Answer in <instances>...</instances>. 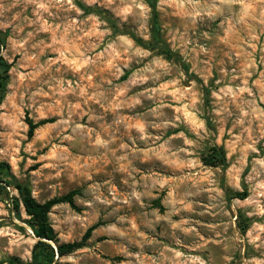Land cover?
Segmentation results:
<instances>
[{
	"label": "rangeland",
	"instance_id": "rangeland-1",
	"mask_svg": "<svg viewBox=\"0 0 264 264\" xmlns=\"http://www.w3.org/2000/svg\"><path fill=\"white\" fill-rule=\"evenodd\" d=\"M148 1L0 0V161L40 202L79 191L50 221L61 242L97 227L64 264H264V0H158L183 61L128 33L151 39ZM213 144L227 168L204 164ZM15 197L0 264L37 241Z\"/></svg>",
	"mask_w": 264,
	"mask_h": 264
},
{
	"label": "trees",
	"instance_id": "trees-1",
	"mask_svg": "<svg viewBox=\"0 0 264 264\" xmlns=\"http://www.w3.org/2000/svg\"><path fill=\"white\" fill-rule=\"evenodd\" d=\"M148 2L152 8L151 39L146 41L133 32L128 33L138 44L152 50H157L169 59L183 61L182 58L171 49L163 37L162 27L159 21V12L157 10L158 0H149ZM4 42L3 32L0 30V106L6 96L9 71L11 67V64L1 54ZM183 67L186 70L189 69L184 62ZM204 90L207 93L208 89L206 87H204ZM53 121V118H47L35 122L28 118L29 136H33L38 127ZM208 124L211 126L210 120H208ZM203 162L205 165L212 167L227 168L229 165L227 152L225 148L219 144H213L207 149L206 155L203 157ZM8 186H14L18 190L19 197L12 199L13 204L19 215L22 210L21 206L23 207L27 215L25 222L32 229L37 238L32 249L30 260L25 261L20 257L14 256L9 259L11 264H64L62 262L63 257L74 253L88 244L97 225L88 228L82 239L79 241L61 242L50 221L49 214L52 208L62 203L74 205L75 196L79 194L78 190H71L64 195L54 196L44 202H40L33 195L31 188L27 184L19 181L17 176L12 172L11 165L6 161H0V190H6ZM235 194L236 197L245 199L249 193L247 190H244L243 192H237ZM243 231H246V227L243 228ZM51 241L54 242L57 247H55Z\"/></svg>",
	"mask_w": 264,
	"mask_h": 264
},
{
	"label": "bare ground",
	"instance_id": "bare-ground-1",
	"mask_svg": "<svg viewBox=\"0 0 264 264\" xmlns=\"http://www.w3.org/2000/svg\"><path fill=\"white\" fill-rule=\"evenodd\" d=\"M30 228V227H29ZM30 230L32 231V229L30 228ZM52 242V241H51ZM52 243H54V242H52ZM54 245H55V243H54Z\"/></svg>",
	"mask_w": 264,
	"mask_h": 264
},
{
	"label": "water",
	"instance_id": "water-1",
	"mask_svg": "<svg viewBox=\"0 0 264 264\" xmlns=\"http://www.w3.org/2000/svg\"><path fill=\"white\" fill-rule=\"evenodd\" d=\"M53 245H54V243H53ZM54 246H55V247H57V245H56V244H55Z\"/></svg>",
	"mask_w": 264,
	"mask_h": 264
}]
</instances>
